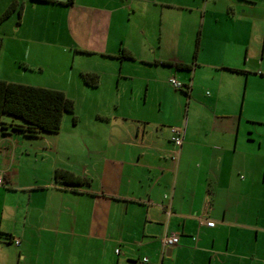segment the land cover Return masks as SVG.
<instances>
[{"label": "crops", "instance_id": "1", "mask_svg": "<svg viewBox=\"0 0 264 264\" xmlns=\"http://www.w3.org/2000/svg\"><path fill=\"white\" fill-rule=\"evenodd\" d=\"M56 1L39 3L67 7L75 23L89 17L85 46L71 50L104 62L80 68L99 75L91 88L104 86L110 66L114 108H100L103 124L92 128L74 116L64 130L63 117L58 133L42 135L38 158L22 135L0 139V264H264L262 137L252 160L244 143L256 140L241 135L251 78L264 83V0H99L88 9ZM116 14L128 17L125 33L113 32ZM189 21L195 41L184 48ZM173 74L189 87L175 89L188 99L184 124L166 116L163 126L146 111L131 118L135 80L147 98ZM174 126L185 130L180 148ZM62 150L82 160H59ZM58 169L89 182L65 183ZM172 233L180 242L164 246Z\"/></svg>", "mask_w": 264, "mask_h": 264}, {"label": "rangeland", "instance_id": "2", "mask_svg": "<svg viewBox=\"0 0 264 264\" xmlns=\"http://www.w3.org/2000/svg\"><path fill=\"white\" fill-rule=\"evenodd\" d=\"M12 4H15V6L11 8L10 14L5 17L6 10ZM99 4V0H81V5H84V7L89 5L90 8H95V5ZM49 7H53V11L48 10ZM66 8L56 4L34 2L33 0H0V78L66 90L75 101V111L73 114L66 113L64 115V130L68 126H74V116L78 120L76 126L79 129L92 128L96 124H103L98 119V110L108 105H111V108L113 107L109 102L108 95L110 88L115 89L116 78L109 74L110 66H108L105 67L107 74L102 77L104 86L95 89L84 84L79 74L83 69L80 68H90L92 66L103 68V64H100L101 61L98 59L94 58L95 60H92V57L82 55H77L76 60L74 59V52L71 50L73 46L71 45L76 41L83 45L84 41L88 40L91 21L86 16L75 23L71 15H67ZM78 9L82 10V7L80 6ZM85 9L88 8L85 7ZM116 16L117 20L115 19L113 32L114 29H118L119 32L125 33L128 29L127 15L123 19L118 14ZM99 20H101L100 13L94 23ZM158 34L159 32L155 30V36L153 35L155 42L159 40ZM195 34V27H192L189 21L181 38L184 48L187 45L192 46L193 41H195ZM170 78L185 82L174 74L169 75L166 80L164 79L151 90L147 98L144 87L140 85L141 80H135V84L138 83L139 90L137 89L135 92L133 102L129 103V106L133 105V112L136 111L131 118H136L140 116L138 113L146 111L153 115V121H158L159 124L161 122L163 126L168 124L163 121L166 116H169L170 119L181 117L184 124L185 118L189 117L188 99L186 97L183 101L182 97L176 94L175 88L169 83ZM125 81L129 80L123 81L127 84L128 82ZM125 92H127L125 94L127 100H129V90L125 89ZM161 99L162 106H160ZM141 106L142 108L138 110ZM192 116L193 111L191 110L190 119L193 118ZM256 119L258 121H253ZM111 120L115 121L113 117ZM241 130L243 137L248 138V132L251 131L250 134L256 140L255 143H244V146L251 151L249 152L251 159L253 160L258 146V139L261 137V154L264 156V83L261 79L251 78ZM21 142H24L23 144L28 147L32 157L36 158L37 151H35V148L39 147L43 140L42 136L30 138L22 135ZM30 144H33V146ZM39 152L41 154V151ZM111 153L114 152H108L109 155ZM77 157L82 160V155H72L62 150L58 159L78 161Z\"/></svg>", "mask_w": 264, "mask_h": 264}, {"label": "trees", "instance_id": "3", "mask_svg": "<svg viewBox=\"0 0 264 264\" xmlns=\"http://www.w3.org/2000/svg\"><path fill=\"white\" fill-rule=\"evenodd\" d=\"M33 1L59 2L56 0ZM74 1L66 0L64 4L72 5ZM14 6L15 4H12L6 10L5 17L10 14ZM81 78L91 87H97L100 80L97 73L91 72L81 73ZM185 87L188 85L185 84ZM74 111V101L61 90L0 79V139L13 133L30 138H39L44 134H56L61 129L64 115L73 114ZM55 177L65 183L75 185L89 182L88 179L63 169L56 170Z\"/></svg>", "mask_w": 264, "mask_h": 264}, {"label": "built area", "instance_id": "4", "mask_svg": "<svg viewBox=\"0 0 264 264\" xmlns=\"http://www.w3.org/2000/svg\"><path fill=\"white\" fill-rule=\"evenodd\" d=\"M169 82L175 89H183L185 87V83L182 81H179L176 78H170ZM171 131H172V134H171L172 143L176 147L180 148L183 144V141H184V134H185L184 127L174 126V127H172ZM3 183H4V176L2 173H0V185ZM209 224L211 226H213L215 223L210 222ZM196 239L197 238L194 237V240H196ZM179 242H180V235L177 233H172L171 235H166L163 239L164 246H175ZM14 243L16 245H19V243H20L19 239H16V241ZM117 252H119V250H117ZM144 261L147 262L148 259L145 258Z\"/></svg>", "mask_w": 264, "mask_h": 264}]
</instances>
